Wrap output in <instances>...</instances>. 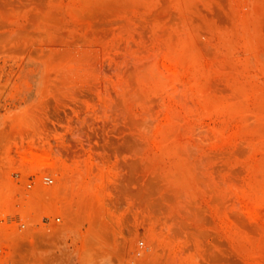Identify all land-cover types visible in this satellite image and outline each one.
<instances>
[{"label": "rangeland", "instance_id": "374dc122", "mask_svg": "<svg viewBox=\"0 0 264 264\" xmlns=\"http://www.w3.org/2000/svg\"><path fill=\"white\" fill-rule=\"evenodd\" d=\"M0 264H264V0H0Z\"/></svg>", "mask_w": 264, "mask_h": 264}, {"label": "built area", "instance_id": "2783aa9c", "mask_svg": "<svg viewBox=\"0 0 264 264\" xmlns=\"http://www.w3.org/2000/svg\"><path fill=\"white\" fill-rule=\"evenodd\" d=\"M43 184L52 185L55 182V178L51 174H44L41 178ZM29 187L32 186V183L28 184ZM61 220L60 216L51 217L44 216L42 218L41 226L43 230L50 231L58 221ZM22 227L26 226V223H21Z\"/></svg>", "mask_w": 264, "mask_h": 264}]
</instances>
